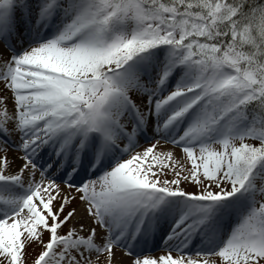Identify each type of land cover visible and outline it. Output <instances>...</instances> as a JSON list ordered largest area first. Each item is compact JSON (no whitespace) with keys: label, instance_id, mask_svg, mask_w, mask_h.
Returning <instances> with one entry per match:
<instances>
[{"label":"snow or ice","instance_id":"obj_1","mask_svg":"<svg viewBox=\"0 0 264 264\" xmlns=\"http://www.w3.org/2000/svg\"><path fill=\"white\" fill-rule=\"evenodd\" d=\"M0 264H264V0H0Z\"/></svg>","mask_w":264,"mask_h":264}]
</instances>
